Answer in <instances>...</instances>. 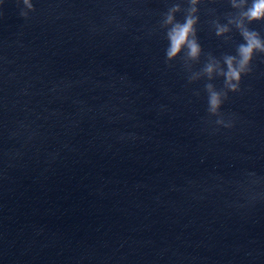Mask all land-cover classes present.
<instances>
[{
	"label": "water",
	"instance_id": "water-1",
	"mask_svg": "<svg viewBox=\"0 0 264 264\" xmlns=\"http://www.w3.org/2000/svg\"><path fill=\"white\" fill-rule=\"evenodd\" d=\"M174 2L0 0V264H264V54L215 124L165 62ZM198 8L191 71L243 42L229 0Z\"/></svg>",
	"mask_w": 264,
	"mask_h": 264
},
{
	"label": "clouds",
	"instance_id": "clouds-1",
	"mask_svg": "<svg viewBox=\"0 0 264 264\" xmlns=\"http://www.w3.org/2000/svg\"><path fill=\"white\" fill-rule=\"evenodd\" d=\"M201 0H186L187 7L182 2L172 3L161 14L158 21L159 29L163 30L167 40L165 48V62L169 63L177 57L183 61L191 75L189 83L206 78L204 90L207 93V112L209 116H215V124L226 128L233 126L232 120H225L221 112V106L228 99L229 92H239L240 82L244 75L252 71V61L257 54H264V35L251 28L253 22H264V0H229V4L235 11L225 14L226 23L214 19L211 21L215 35L225 41L232 39L230 35L235 29L243 42L235 46V54L223 53L219 58L211 52L206 54V62L198 71H191L195 63H199L203 53L202 46L197 35L199 22V8ZM25 6L20 11L22 17L27 18L29 11H34L32 0H22ZM177 13H183V19H177ZM217 77L223 78V87L217 88L213 81ZM199 95V92H196Z\"/></svg>",
	"mask_w": 264,
	"mask_h": 264
}]
</instances>
